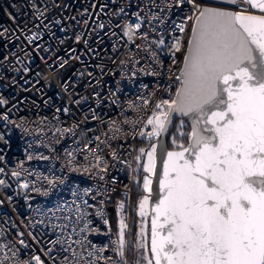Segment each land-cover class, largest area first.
I'll list each match as a JSON object with an SVG mask.
<instances>
[{
  "label": "built area",
  "instance_id": "obj_1",
  "mask_svg": "<svg viewBox=\"0 0 264 264\" xmlns=\"http://www.w3.org/2000/svg\"><path fill=\"white\" fill-rule=\"evenodd\" d=\"M228 8L259 14L247 5ZM181 22L184 33L176 27ZM137 23L139 29L134 28ZM193 23L192 5L180 0H0V100L5 101L0 104L4 169L0 180L5 181L0 185V245H7L0 248V260L8 256L4 264L34 255L45 264H66L64 257L71 260L70 251H62L59 244L53 247L50 241L61 233L65 216L75 217L69 209L85 199L91 205L86 211L93 231L77 230L72 240L87 235L91 245L108 246L102 253L112 258L107 264L118 260L111 242L116 239L117 206L123 202L122 214L129 225L126 259L132 264L131 245L141 224L134 197L138 187L142 190L145 175L136 157L141 147L147 150L158 139L149 140L139 132L151 130L143 125L155 101H170L180 87L176 77ZM127 25L133 26L131 37L125 35ZM174 38L181 39L183 47L173 56ZM161 39L164 44L157 47ZM144 100L149 101L147 106ZM125 119L140 123L123 124ZM111 121L117 122L120 132L111 130L116 127ZM174 138L169 137L172 148ZM89 149L107 162L106 172L96 174ZM146 159L142 156L139 164ZM85 165L88 173L83 172ZM104 166L101 163V169ZM14 171L21 175L13 177ZM24 181L29 182L28 189L19 188ZM86 189L92 191L85 194ZM97 207L103 216L96 214ZM73 226L68 224L65 236ZM71 247L82 255L80 264L90 259V248L75 243ZM17 250L18 256H12Z\"/></svg>",
  "mask_w": 264,
  "mask_h": 264
},
{
  "label": "snow or ice",
  "instance_id": "obj_2",
  "mask_svg": "<svg viewBox=\"0 0 264 264\" xmlns=\"http://www.w3.org/2000/svg\"><path fill=\"white\" fill-rule=\"evenodd\" d=\"M185 2L192 5L194 23L183 68L176 77L180 87L170 101H155L143 125L150 126L151 130H141L139 135L149 140L159 138L169 131L174 114L190 121V131L179 132L181 137H186V146L173 139L175 150L162 154L159 172L157 144L138 150L140 155L136 161L145 175L143 194L137 201L141 218L138 240L131 245L138 256L135 264H264V0H231L232 6L247 5L259 10V14L247 9L201 7L198 0H180L182 4ZM140 27V23L134 26ZM176 27L180 33L186 30L183 22ZM132 34L133 26L127 25L125 35ZM162 44L163 39L157 47ZM182 47L183 41L174 38L173 56ZM4 102L0 100V104ZM148 103L143 101L145 106ZM3 119L7 120V116ZM122 123L135 126L140 121L125 119ZM111 124L116 125L112 131H121L116 121ZM184 126L182 119L178 129ZM89 152L95 161L91 167L97 169L96 174L106 172L107 162L103 157L91 149ZM112 156L117 157L115 151ZM142 156L147 159L140 165ZM101 163L105 165L103 169ZM73 170L80 171V168ZM89 171V166H83V172ZM20 175L18 171L12 172L13 177ZM44 179L50 186L55 185V180ZM3 184L5 181L0 180V185ZM19 188L28 189L29 182L19 183ZM91 191L86 189L85 194ZM88 207L91 205L85 199L69 209L75 217L65 216L67 223L59 226L61 233L50 241L53 247L59 244L62 251L71 252V260L64 257L66 264H80L82 259L71 247L73 243L91 249L87 251L90 259H84L83 264H98L101 260L107 264L112 259L102 255L107 245L97 248L91 245L87 235L72 240L77 230L81 234L93 231L87 219ZM117 207L120 215L116 239L111 243L119 259L112 264H128L126 230L129 225L122 214L124 203ZM96 214L103 216L102 208L97 207ZM149 215L150 243L146 234ZM69 223L74 226L65 236ZM104 223L108 221L105 219ZM20 244L24 241L20 240ZM18 252H12V256H18ZM6 260L7 254L0 264ZM32 261L45 264L39 255L32 256L31 260H17L16 264Z\"/></svg>",
  "mask_w": 264,
  "mask_h": 264
},
{
  "label": "water",
  "instance_id": "obj_3",
  "mask_svg": "<svg viewBox=\"0 0 264 264\" xmlns=\"http://www.w3.org/2000/svg\"><path fill=\"white\" fill-rule=\"evenodd\" d=\"M205 2L207 3L204 7L207 8H226L231 10L228 7H232L231 5V0H205ZM255 11L256 9H253ZM184 120V123L188 126V131H190V121L187 118L181 117L179 114H174L173 116V123L170 125L169 131L166 133H163L156 141L157 144V170L159 172V170L162 167V154L166 151H170V150H175V148H170L167 144V140L170 137V134L173 130L174 124L177 120ZM187 145V139H186V143L185 146ZM151 207V203L149 204V209ZM150 215L148 217V241L150 243Z\"/></svg>",
  "mask_w": 264,
  "mask_h": 264
},
{
  "label": "trees",
  "instance_id": "obj_4",
  "mask_svg": "<svg viewBox=\"0 0 264 264\" xmlns=\"http://www.w3.org/2000/svg\"><path fill=\"white\" fill-rule=\"evenodd\" d=\"M178 122H179V120H177L176 122H175V124H174V127H173V130H172V132H171V136L176 132V129H177V124H178ZM183 132H188V126L185 124V126L183 127ZM179 140L181 141V143H186V137H181L180 136V138H179ZM167 144H168V146L170 147V148H172L173 147V145L171 144V142H170V139H168L167 140ZM143 194V191L138 187L137 189H136V192H135V197H134V202L136 203L137 201H138V199L140 198V196ZM134 229H135V227H134Z\"/></svg>",
  "mask_w": 264,
  "mask_h": 264
},
{
  "label": "rangeland",
  "instance_id": "obj_5",
  "mask_svg": "<svg viewBox=\"0 0 264 264\" xmlns=\"http://www.w3.org/2000/svg\"><path fill=\"white\" fill-rule=\"evenodd\" d=\"M258 12V11H257ZM180 123H181V120L178 122V124H177V126H179L180 125ZM180 131H183V128L182 129H178V127H177V129H176V132L172 135V136H174L175 138H180V135H179V132ZM178 142H179V139H176ZM143 190V189H142ZM138 218V217H137ZM138 220V219H137ZM138 221H140V220H138ZM139 229H140V225H139ZM139 229H138V232H139ZM147 237H148V231H147ZM138 240V237H136V239H135V242ZM136 259H138V256L133 252L132 253V264H135V261H136Z\"/></svg>",
  "mask_w": 264,
  "mask_h": 264
},
{
  "label": "bare ground",
  "instance_id": "obj_6",
  "mask_svg": "<svg viewBox=\"0 0 264 264\" xmlns=\"http://www.w3.org/2000/svg\"><path fill=\"white\" fill-rule=\"evenodd\" d=\"M143 184V183H142ZM149 207V206H148Z\"/></svg>",
  "mask_w": 264,
  "mask_h": 264
}]
</instances>
